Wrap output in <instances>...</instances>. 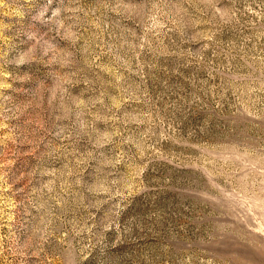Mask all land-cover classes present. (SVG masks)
<instances>
[{
  "label": "rangeland",
  "instance_id": "374dc122",
  "mask_svg": "<svg viewBox=\"0 0 264 264\" xmlns=\"http://www.w3.org/2000/svg\"><path fill=\"white\" fill-rule=\"evenodd\" d=\"M0 264H264V0H0Z\"/></svg>",
  "mask_w": 264,
  "mask_h": 264
}]
</instances>
